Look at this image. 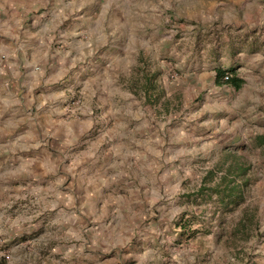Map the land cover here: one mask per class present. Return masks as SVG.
I'll use <instances>...</instances> for the list:
<instances>
[{
    "label": "rangeland",
    "instance_id": "1",
    "mask_svg": "<svg viewBox=\"0 0 264 264\" xmlns=\"http://www.w3.org/2000/svg\"><path fill=\"white\" fill-rule=\"evenodd\" d=\"M160 1L165 5L147 15L144 51L97 48L118 65L110 96L85 100L77 82L69 92L74 111L85 100L96 114L115 107L159 112L160 127L147 126L163 138L162 148L152 150L160 158L119 168L123 187L105 190L110 199L71 203L65 222L60 210H50L49 197L15 187L27 175L32 181L31 165L0 167V188L7 187L6 194L0 190V264H79L78 248L85 251L83 242L94 239L119 241L124 255L117 264H264V146L255 139L264 134V16L257 9L264 0H243L253 8L243 16L239 0H223L235 9L218 19L228 8H215L219 0ZM116 16L107 10L108 25ZM243 18L250 24L240 29ZM57 33L50 50L60 45ZM223 176L236 179L238 202L211 192L224 185Z\"/></svg>",
    "mask_w": 264,
    "mask_h": 264
},
{
    "label": "crops",
    "instance_id": "2",
    "mask_svg": "<svg viewBox=\"0 0 264 264\" xmlns=\"http://www.w3.org/2000/svg\"><path fill=\"white\" fill-rule=\"evenodd\" d=\"M215 3V8L227 6L223 0ZM161 5L165 4L160 0H0V167L31 165L32 181L27 175L24 185L15 187L49 197L50 210H60V222L67 221L65 210L76 200L83 206L95 202L94 196H106L105 190L118 192L122 181H127L119 168L161 156L152 150L162 148L163 138L147 126L153 122L154 128L160 127L155 120L161 117L159 112L147 108V112H123L115 107L96 114L85 101L109 97L112 91L107 85L118 74L112 71L118 68L112 55L97 53V48H110L113 53L127 48L128 54L144 51L151 33L147 15ZM230 5L215 18L232 17L235 8ZM237 6L242 16L253 9L243 0ZM263 6L257 9L264 16ZM107 10L118 15L110 25ZM243 19L237 22L240 29L250 24ZM56 30L62 39L50 50ZM96 54L103 57L100 63L95 62ZM72 82L80 83L84 109L69 107ZM112 138L115 141L108 143ZM112 182L116 187L108 189ZM4 188L3 184L0 190L6 194ZM107 196L110 199L112 193ZM118 243L84 241L88 248H78L79 264H117L124 255L117 251Z\"/></svg>",
    "mask_w": 264,
    "mask_h": 264
},
{
    "label": "trees",
    "instance_id": "3",
    "mask_svg": "<svg viewBox=\"0 0 264 264\" xmlns=\"http://www.w3.org/2000/svg\"><path fill=\"white\" fill-rule=\"evenodd\" d=\"M223 72L222 70L218 71V77H222ZM237 85V83L235 84ZM256 143L258 145L264 146V134H259L255 137ZM244 174V171L241 172ZM226 176L222 177V182H224V185L222 187H215L212 189L211 192L216 193L222 201H229L230 203H236L238 200L243 198L242 190H239V185L236 184L235 180L228 181L226 179ZM238 189V190H237ZM226 199V200H225Z\"/></svg>",
    "mask_w": 264,
    "mask_h": 264
},
{
    "label": "built area",
    "instance_id": "4",
    "mask_svg": "<svg viewBox=\"0 0 264 264\" xmlns=\"http://www.w3.org/2000/svg\"><path fill=\"white\" fill-rule=\"evenodd\" d=\"M227 78H228V76H227V75H225V76H224V79H227Z\"/></svg>",
    "mask_w": 264,
    "mask_h": 264
}]
</instances>
